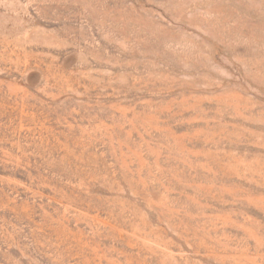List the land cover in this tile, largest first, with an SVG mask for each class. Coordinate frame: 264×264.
Returning <instances> with one entry per match:
<instances>
[{
  "label": "rangeland",
  "instance_id": "1",
  "mask_svg": "<svg viewBox=\"0 0 264 264\" xmlns=\"http://www.w3.org/2000/svg\"><path fill=\"white\" fill-rule=\"evenodd\" d=\"M0 264H264V0H0Z\"/></svg>",
  "mask_w": 264,
  "mask_h": 264
}]
</instances>
